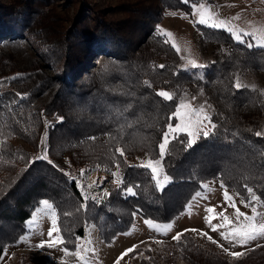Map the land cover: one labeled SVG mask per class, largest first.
<instances>
[{
  "label": "trees",
  "instance_id": "obj_1",
  "mask_svg": "<svg viewBox=\"0 0 264 264\" xmlns=\"http://www.w3.org/2000/svg\"><path fill=\"white\" fill-rule=\"evenodd\" d=\"M194 1L0 0L2 43L34 53H25L21 63L0 48V257L29 231L25 221L45 198L57 209L62 235L71 238L61 245L70 252L89 224L111 244L136 216L170 222L186 210L202 181L221 184L217 173L240 199L248 197L245 184L264 199V136L256 135L254 119L264 100L256 89L235 87L238 70L264 72V48H249L224 29L198 25L216 50L206 68L182 69L178 52L157 25L165 9L188 10ZM160 90L171 91L173 99L159 96ZM201 90L215 108L216 130L187 150L186 133L169 141L162 163L172 179L160 189L151 170L133 167L141 163L131 160L143 153L158 158V144L169 120H176L170 114L182 92ZM107 132L119 137L124 156L114 154L117 145ZM115 160L123 184L108 185L110 195L99 204L89 200L85 211L76 180L66 173L77 178L96 164L117 167ZM130 184L136 194L122 196ZM174 245L175 259L183 264H264V243L233 260L207 250L188 233ZM139 252V264H169L166 251L137 248L132 254ZM16 264L54 262L49 255L34 262L23 253Z\"/></svg>",
  "mask_w": 264,
  "mask_h": 264
},
{
  "label": "rangeland",
  "instance_id": "obj_2",
  "mask_svg": "<svg viewBox=\"0 0 264 264\" xmlns=\"http://www.w3.org/2000/svg\"><path fill=\"white\" fill-rule=\"evenodd\" d=\"M94 1L99 4H104L106 0ZM193 4H206L210 6L209 10L215 13L217 18L224 19L228 21L230 25L238 26L245 31L264 28V0H196L189 4L188 10L165 9L163 11L162 20L158 24L160 29H157V31L158 33L165 31L172 33L171 37L163 36L172 46L174 42L179 48V51H177V47H174L180 56V67L181 65L187 64L188 59L195 60L197 64L207 65V63L212 60L213 52L216 50L215 47L202 38V32L198 25L210 26L198 22L197 15L193 13ZM2 38L3 37L0 39V48L3 51L11 52L16 55L21 63L25 61L23 58L25 53L30 57H34V53L29 49H25L19 53L13 50L11 46L4 45L2 43ZM148 40L149 38H146L145 43L148 42ZM244 40L247 44H252L253 47L264 48V46L257 45L252 36H245ZM181 68L188 71L199 70L192 68L191 65H189L187 69ZM17 73L16 71L14 74ZM235 81H239L242 86L258 90L264 100L263 71L238 70L235 73ZM168 92L172 93L171 91ZM193 97H195V99H193ZM182 99L191 104L193 108H200L203 106L204 111L210 115L215 111L213 104L207 100L205 91L203 90L195 93L183 91L179 98V102ZM254 119L256 120L259 132L264 133V110L261 114L254 113ZM145 156V153L141 155L138 154L131 162L140 164L142 161H147L149 159ZM65 162L67 163V160ZM113 173H117L118 175L114 176ZM100 175L103 177L102 181L99 178ZM75 177L81 180V184L85 190L103 196L102 189H107L109 191L108 185H117L116 181L119 179V168L96 164L85 174L80 173ZM97 183H101L102 185L97 186ZM204 183L207 184V187H202V189L197 191L200 193L199 196L195 195L197 192L194 194L186 210L177 215L170 222H167L171 223L172 227L166 234L156 233L154 229L150 228L145 223L146 219L136 216L134 224L128 231L118 234L111 244H105L99 239L95 225L89 224L87 232L85 231L84 237L82 238L86 237L91 240L90 247L93 248L94 251L87 253L91 264H139L143 253L139 252L132 254V251L137 248L149 249L153 253H162L166 251L170 256L168 260L169 264H183L182 261L175 259L178 250L174 245L175 240H173L172 237L177 232L190 234L198 244L205 247L207 250L217 251L228 260L237 258L230 255L232 251H247L251 247L264 243V238H261L247 245H236L234 242H229L219 235V232L224 229L213 231L205 221V216L208 214L206 208L213 206L216 212L223 211L230 219H235V209L225 201V188H222L217 180L212 179ZM89 185H93V187L89 189ZM227 191L232 195L233 199L236 201V206L239 207L242 212L251 214V209L239 203L240 198L233 190L227 188ZM258 211L264 212V206L259 207ZM219 221L220 217H216L212 222L219 223ZM49 227V217L45 213L38 214L35 219V227L31 229L33 234L26 237L24 241L18 240L14 246H8L0 259V264H16V261L23 253H30L34 262L40 261L44 255H49L54 264H80L79 258L74 255L75 251L69 252V254L66 255L62 251L61 245H57L54 248H49L47 245L39 249L35 247L39 240L48 239L47 229ZM28 228H30L29 225ZM184 229H188V231H182ZM192 229L196 231H192ZM201 231L208 233L216 242L214 243L208 240L207 236L201 234ZM133 245L136 247L133 248ZM220 245L229 248V252H224L223 247ZM129 248H131L132 251L125 252V249ZM121 253H124V255H121ZM61 257H63V259H61Z\"/></svg>",
  "mask_w": 264,
  "mask_h": 264
},
{
  "label": "snow or ice",
  "instance_id": "obj_3",
  "mask_svg": "<svg viewBox=\"0 0 264 264\" xmlns=\"http://www.w3.org/2000/svg\"><path fill=\"white\" fill-rule=\"evenodd\" d=\"M184 2L187 3V0H184ZM192 8H193V13L196 14L198 17V22L200 24L208 25L214 28H223L231 33L235 41L241 43L244 42L245 36H252V38L256 41L257 45L264 46V28L253 29L252 31H245L244 29H241L238 26L230 25V23L224 19L217 18L216 14L209 10L210 6L206 4H193ZM157 29L158 30L160 29L159 25H157ZM160 34L165 35L167 37H171L172 35V33L167 31L161 32ZM173 47H177V45L174 42H173ZM248 47L249 48L252 47V44H248ZM177 51H179L178 47H177ZM189 65H191L192 68H196V69H203L207 67V65L204 64H197V62L193 59H188V63L181 65V67L187 69ZM160 67H164V65H160ZM147 83L148 81H145V84ZM235 87L239 89L243 86L239 83V81H237L235 83ZM17 95L26 96L28 95V93H17ZM158 95L163 97L165 100L173 99V93H170L168 91L160 90L158 92ZM193 99H195V97H193ZM128 107H131V105H129ZM170 115L176 117V120L174 122L169 120V122L166 125V130L163 131V136L158 144L159 157L156 159L149 158L147 161H142L140 165H132L133 167H144L150 169L152 174V179L155 181L156 186L160 189H163L165 184H167L172 179V177H170L164 171V165L162 163L164 157L168 153L169 141L174 139L180 133H186L187 138L186 141H184V143H185V149L187 150L192 145L197 143V141L201 136L207 138L210 136V134H213L217 127L216 124L213 123L211 115L204 111L203 106H201L200 108H193L191 104H189L186 100L183 99L176 104L175 111L171 112ZM59 119L63 120V117H60ZM105 135H108L117 145L114 149V154L119 153L120 156H124L125 149L120 146L119 137L113 136L111 132H107L105 133ZM256 135L260 136V135H264V133L257 132ZM45 143H46L45 138L42 137L41 150L44 153L43 158L47 159V148L44 146ZM37 158L39 157H33V159H37ZM31 163L32 160H29L28 164ZM49 163H53V162L49 161ZM115 163L117 164V167H119L120 161L115 160ZM54 166L58 167L57 165ZM61 171L64 170L61 169ZM84 171L85 170L82 169L81 174H83ZM66 175H68L69 180H73V179L76 180V186L77 188L80 189V194L83 197V204L81 205V207L84 208L85 211L88 208V201L90 199L94 201L96 204H99L102 202L103 197L110 195L107 189H102L103 196L98 195L97 193L94 192H89L88 190H85V188L82 186L81 180L79 178H74L67 173ZM113 175L115 176L118 174L113 173ZM119 175L120 178L116 181L118 186H120L124 182L123 174L121 173ZM222 175H223L222 173H217V176L221 177V187L225 188L224 199L230 204V206L233 209H235V214H234L235 219H230L229 216L226 215L223 211L216 212L213 206H209L206 208V212L208 213L205 216L206 223L209 224L210 228L213 231H216L218 229H224L219 232V235L229 242H234L236 245H247L250 242L264 238V212L258 211L259 207L264 206V199H262V195L257 194L253 190V187L249 186L248 184H245L244 187L247 189L248 197H242L239 203L244 204L246 207H249L251 209V214L242 212L240 208L236 206V201L233 199L232 195H230L229 192L227 191V186L224 184ZM100 179L101 181L103 180V178ZM92 187L93 185L88 186L89 189ZM201 187L206 188L207 184L202 181ZM135 194H136L135 186L131 184L123 188L121 192V195L125 197ZM195 195L199 196L200 193L197 192ZM237 195H239V192H237ZM40 213H45L49 217L50 227L47 229L48 239L39 240L35 245L36 248L39 249L44 245H47L49 248H54L57 245H64L66 242H70L71 238L68 237L66 239V237L62 235V229L58 226V214L56 207H54V205L50 203V201L46 198L41 199L39 201V204L31 212L30 218L25 221L26 225H29L30 228L29 231H26L23 235L19 237V241H24L26 237L33 234L31 229L35 227V219ZM132 215L135 216L136 212H133ZM216 217H220L219 223L212 222ZM145 223L150 228L154 229L155 232L158 234H166L168 230L172 227L171 223H159L151 218L146 219ZM182 231H188V229H184ZM192 231H196V230L192 229ZM86 232H87V228H86ZM201 234L207 236L208 240L213 241L214 243L216 242L213 240L212 236L208 235V233L201 231ZM181 235H182L181 232H177L172 237V239L180 240ZM75 239L77 243L75 245L74 255L77 258H79L80 264H91V261L87 256L88 252L94 251V249L90 247L91 240L86 237L82 238L79 235H77ZM220 246L223 247V245ZM132 247L135 248L136 246L133 245ZM62 251L64 254L67 255L69 254L70 249L65 246L62 247ZM131 251H132L131 248L125 249V252H131ZM223 251L228 253L229 248L223 247ZM245 251L246 250H242L240 252L232 251L230 252V255L233 257H240L241 255L245 254ZM121 255H124V253H121ZM61 259H63V257H61Z\"/></svg>",
  "mask_w": 264,
  "mask_h": 264
},
{
  "label": "built area",
  "instance_id": "obj_4",
  "mask_svg": "<svg viewBox=\"0 0 264 264\" xmlns=\"http://www.w3.org/2000/svg\"><path fill=\"white\" fill-rule=\"evenodd\" d=\"M101 176V177H100ZM99 178H103L102 175H100ZM102 185L101 183H97V186ZM104 199V198H103ZM91 200V199H90Z\"/></svg>",
  "mask_w": 264,
  "mask_h": 264
}]
</instances>
